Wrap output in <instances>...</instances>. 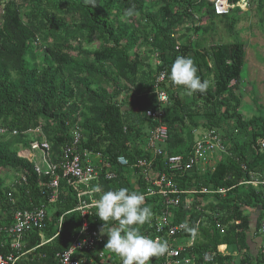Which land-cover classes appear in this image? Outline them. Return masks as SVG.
Masks as SVG:
<instances>
[{"label": "trees", "instance_id": "1", "mask_svg": "<svg viewBox=\"0 0 264 264\" xmlns=\"http://www.w3.org/2000/svg\"><path fill=\"white\" fill-rule=\"evenodd\" d=\"M94 2L0 0V128L18 132L10 140L0 138V169L27 177V184L17 186L11 192V199L7 196L10 187L0 177V225H8L17 209L44 205L47 214L44 235L50 238L61 217L58 236L36 247L23 262L53 263V255L68 247L80 227L78 212L71 211L76 207L74 191L60 180L57 200L48 204V179H39L32 165L17 155L18 147L11 144L27 148L23 132L40 126L51 151L58 153L77 129L86 147L102 152L111 161L119 155L126 156L129 163L149 157L139 148V142H143L144 127L158 125L145 117V110L158 104L153 84L156 75L164 70L163 87L169 99L163 105L162 123L167 129L168 154H185L190 150L193 130L199 126L198 118L204 121L200 127L221 133L227 149L211 173L176 177L183 189L221 187L227 189L224 195L200 194L195 197L200 201L188 207H184L186 195H182L180 207L173 210L172 221L190 225L199 221V241L191 251L198 256L197 264H201L203 253H214L216 264H232L230 254L216 253L217 245L236 244L246 249L245 234L250 224L241 207L259 210L256 230L264 211L261 187L240 184L249 179L251 172L264 179V151L260 150L264 117L253 115L245 119L239 111L241 100L234 83L239 80L244 63L243 44L236 40L201 48V42L193 34L200 29L199 22L221 17L226 30L236 36L233 28L238 19L229 14H215L208 0H152L150 4L144 0ZM257 2L264 5V0ZM133 5L134 14L125 16L124 10ZM154 6L158 8L153 12ZM234 11L240 13L238 8L231 12ZM184 22L193 33H180ZM83 41H95L98 45L94 49L83 48ZM142 49L146 54L143 55ZM152 51L159 65L149 64L148 52ZM177 56L193 58L197 75L209 84L205 93L196 92L189 98L179 95L187 90L170 78V68ZM129 90L133 93L129 94ZM237 132H244L247 140L235 141L232 133ZM6 135L9 134H0ZM156 163L159 167L160 158ZM128 185V177L124 175L115 181L100 182L102 191ZM201 202L206 204L201 206ZM145 204L150 206L149 202ZM88 222L97 230L104 224L100 219H88ZM117 226V221H109L102 230ZM3 238L4 234L0 233V241ZM106 242L107 239L86 253L88 262L103 264L98 256V252H103L106 264H122L108 255ZM38 243V235L32 234L25 247L29 249ZM223 248L222 245L220 249ZM240 264L250 263L244 259ZM257 264H264V254Z\"/></svg>", "mask_w": 264, "mask_h": 264}, {"label": "built area", "instance_id": "2", "mask_svg": "<svg viewBox=\"0 0 264 264\" xmlns=\"http://www.w3.org/2000/svg\"><path fill=\"white\" fill-rule=\"evenodd\" d=\"M208 1L213 4L216 13H228L237 8L243 10L250 5V0H237L235 3H230L229 0ZM154 63L159 65L158 60ZM165 79L164 70L156 75L153 93L158 104L156 108L145 110V117L158 123L151 128L144 127L143 142H139V148L143 149L149 157H139L129 163L126 156L119 155L111 161L102 152L86 147L84 138L77 129L71 141L63 145L60 152L53 153L42 135L40 126L23 132L25 136L29 135L28 146L21 148L17 155L32 165L33 172L39 179H48L46 183V187L50 190L48 204L56 202L59 182L64 180L74 191L76 199V207L71 211L78 212L81 220L75 237L67 248L53 255L51 264H89L86 253L107 239L106 234L91 228L88 222V219H99L95 213L100 193H93L92 190L96 186L100 187L102 180L115 181L119 175L128 177L129 185L126 188L129 191L135 190L144 194L145 203L150 204L153 216L148 223L139 226L140 230L151 238L168 242L169 251L163 256L150 257L149 264H197L198 256L191 251L197 243L199 221L193 225L188 224L194 231L189 232V236H184L183 234L187 231L179 226L185 222L174 223L173 210L180 207L182 195H186L184 207H188L200 201L195 198L197 195L204 194L209 197L214 194L224 195L227 189L217 187L201 188L198 191L186 190L179 186L176 177H190L195 172L197 174L211 173L221 155L227 154V149L221 133L215 129H203L201 132L194 130L193 144L187 153L168 154L167 129L162 123L165 113L163 105L169 99L168 92L163 87V84H166ZM132 93V91L129 92V94ZM5 133L14 136L18 134L16 130L0 128V134ZM260 150L264 151V138L260 141ZM159 158L160 166L158 167L156 159ZM242 168L244 169V166ZM249 174V179L240 184L260 186L264 193V179L257 173ZM25 184H27V177L24 174L12 180L9 185L11 191L7 193L8 198L11 199V192L15 191L17 186ZM205 204L206 202L200 203L201 206ZM46 217L44 205L26 207L15 210L8 225H0V233L4 234V238L0 241V264H23L36 247L43 246L58 236L61 217L57 222L55 233L50 238L44 235ZM216 227L221 229L219 224H216ZM257 233L264 238V211ZM32 234L38 235L39 243L35 247L26 249V241ZM181 239H186V242H180ZM221 246L217 245L216 253L221 256L228 255L226 246L220 249ZM261 253L264 254V242L261 245ZM214 256V253L201 254V264H216Z\"/></svg>", "mask_w": 264, "mask_h": 264}, {"label": "rangeland", "instance_id": "3", "mask_svg": "<svg viewBox=\"0 0 264 264\" xmlns=\"http://www.w3.org/2000/svg\"><path fill=\"white\" fill-rule=\"evenodd\" d=\"M144 1L147 4L152 3V0ZM1 7L2 6L0 5V16ZM157 8L158 6H154L152 11H156ZM229 15L238 19L233 28V32L236 34V36H233L226 30V27L224 25L225 21L221 20V17H215L211 20L205 19L199 22L200 29L197 31V33L193 34V38L198 39L201 42V48L207 47L213 43H231L236 40L240 41L243 44L245 55L243 57L244 63L240 72V77L236 83H234V81L232 82V84H235V93L240 97L241 100L239 111L243 114V117L245 119H249L253 115H260L264 117V5L259 6L257 0H253L252 3L250 2V5L241 10L240 13L234 11L229 13ZM187 25V22L181 24V34L193 33V31L187 30ZM81 44L83 48L87 47L90 49H94L97 47L98 42L92 41L90 43H86L83 41L81 42ZM142 52H144L143 55L146 54L145 49H142ZM148 54L150 56L148 62L149 64L151 63V66H153L155 60V52H148ZM38 62L39 60H36V63ZM131 91L132 90H129V92ZM179 95L185 96L187 98L190 97L187 92L180 93ZM256 110L258 112H256ZM202 123H204V121L198 118L199 126L194 128V130H196L197 132H201L203 129H205L203 127H200ZM232 135V138L239 143L247 140V135L244 132L232 133ZM0 138H2L3 140H10L13 138V136L6 135L4 137L0 136ZM25 140L29 141V135L25 136ZM11 145L14 148L18 147L19 151L21 150V145L17 143H12ZM0 177L4 181V185H8L12 180L17 179L19 177V174H17V172L13 170L1 168ZM247 209L248 208H245V210ZM48 212H51V210L48 209ZM105 236L108 239L107 235ZM106 252L108 253V255L110 254L118 261L121 260V258L117 254L113 253L107 247ZM98 256H101V263H108L107 257L103 255V252H98ZM89 264L95 263L91 260L89 261Z\"/></svg>", "mask_w": 264, "mask_h": 264}, {"label": "clouds", "instance_id": "4", "mask_svg": "<svg viewBox=\"0 0 264 264\" xmlns=\"http://www.w3.org/2000/svg\"><path fill=\"white\" fill-rule=\"evenodd\" d=\"M212 8L214 11L213 4ZM231 11L214 13L224 15ZM134 12L133 5L124 10V15L131 16ZM197 71L193 58L177 56L170 68V78L175 85L184 86L189 95L196 92L205 93L209 84L201 80ZM92 191L100 193L95 215L104 222L100 233L108 237L105 246L121 258L122 264H149L150 257L163 256L169 251L167 240L151 238L140 230L139 226L148 223L153 216L150 206L145 204L144 194L135 190L129 191L126 187L102 191L96 186ZM109 221H117L118 226L102 231ZM179 227L187 232L194 231L186 222Z\"/></svg>", "mask_w": 264, "mask_h": 264}, {"label": "crops", "instance_id": "5", "mask_svg": "<svg viewBox=\"0 0 264 264\" xmlns=\"http://www.w3.org/2000/svg\"><path fill=\"white\" fill-rule=\"evenodd\" d=\"M253 0H250L252 3ZM258 3V2H257ZM260 6V5H259ZM241 113V112H240ZM242 114V113H241ZM252 114V113H250ZM243 116V114H242ZM7 185V184H6ZM5 185V186H6ZM10 183L7 185L9 186ZM245 208H248L245 210ZM244 216H247L249 219L250 228L246 232V244L247 248H240L236 244H219L226 246V252L230 254V260L232 264H240L244 259H248L250 264H257L258 258H261V245L264 242V238L257 233L256 230V220L259 215V210L253 207H241ZM259 226V221H258ZM199 239L197 237L196 242L198 243ZM180 242H186V239H181Z\"/></svg>", "mask_w": 264, "mask_h": 264}]
</instances>
